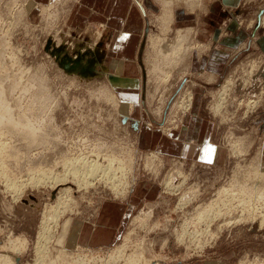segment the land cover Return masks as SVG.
<instances>
[{
  "label": "rangeland",
  "instance_id": "1",
  "mask_svg": "<svg viewBox=\"0 0 264 264\" xmlns=\"http://www.w3.org/2000/svg\"><path fill=\"white\" fill-rule=\"evenodd\" d=\"M73 1L55 8L51 0L37 11L35 0H0V264H264V0H242L238 9L219 0H165L160 12H149L138 72L129 73L138 77L141 112L120 101L133 91L119 92L130 81L109 77L101 26L74 30L65 22ZM49 4L55 9L47 13ZM202 5L198 27L174 20L175 6L191 12ZM183 35V52L164 63ZM77 46L87 78L63 69L50 51L74 54ZM196 54L205 55L202 65ZM188 93L190 110L199 94L198 115L212 127L215 162L137 140L141 121L159 134L179 130L190 113L175 108ZM84 159L105 171L79 186L69 172ZM56 177L66 179L56 186ZM64 190L66 201L57 203ZM122 199L132 202L131 213L108 246L71 247L68 232L58 241L71 217L92 219L103 200ZM42 223L51 240L41 256Z\"/></svg>",
  "mask_w": 264,
  "mask_h": 264
},
{
  "label": "crops",
  "instance_id": "2",
  "mask_svg": "<svg viewBox=\"0 0 264 264\" xmlns=\"http://www.w3.org/2000/svg\"><path fill=\"white\" fill-rule=\"evenodd\" d=\"M35 1L37 3L35 10L39 11L42 6L47 5L51 0ZM164 1L165 0H74L70 7L67 8L68 12L65 22L74 30L101 26L102 31L106 32L107 37L104 39V46L106 47V53L110 61L108 62L113 64L109 66L111 70L108 72L109 77L118 78L123 81L127 79V81H130V83H126L125 89L119 90V92L124 93L127 91V93H130L132 90L133 94L128 95L129 97L121 98L120 101L133 103L135 106L133 107L134 112H141L143 109L145 111L143 102L139 100L138 95L135 96L137 92H134L138 86L136 83L139 82L138 77L132 76L138 72L137 64H139L140 56V43L138 44V39L139 36H141L140 34L146 22L145 16L149 12H160L161 4ZM241 1L242 0H219L222 6L232 7L233 5V7L235 6L234 8L237 9ZM39 2L47 3L39 4ZM65 5L67 6V4ZM65 5H62V7ZM201 7L202 9H200ZM201 7L189 12L184 8H176L175 6L174 20H179L180 23L190 21L195 27H198L199 11L201 12L204 10V5ZM177 12L180 13V16L176 14ZM228 40H230V38H228ZM220 44L225 47L227 46V43ZM225 47L221 48L224 50ZM223 50L218 49V52H222ZM198 56L197 54L194 55L193 59L195 58V61L197 63L200 62V65H202L206 57L205 55H203V57L200 55L202 58L199 60ZM217 58L218 56L215 61L218 62L219 58ZM118 64L122 65L120 73L116 71ZM216 68L217 66L212 67L213 72H215ZM198 98L199 94L193 96V105L191 110H189L190 114H185V116L183 115L184 117L181 118V128L179 130L174 129L173 132L168 133V135L163 133L159 134L158 129L154 130L151 127L147 128L146 122L141 121L137 135L138 142L146 147H155L162 152L177 157L190 158L204 162L217 161V159H215L217 146L211 141L212 127L209 122L204 121L198 115L200 100ZM138 118H141V116L138 115ZM143 119H146V117H143ZM140 120L141 119H139V122ZM129 201H125L124 199L103 200L92 219L71 217L70 223L68 220L62 224V233L58 237V241L61 242L63 236L68 232L66 243L71 247L76 244L92 248L108 246L110 243L117 240L122 233L125 223L131 213L132 202Z\"/></svg>",
  "mask_w": 264,
  "mask_h": 264
},
{
  "label": "bare ground",
  "instance_id": "3",
  "mask_svg": "<svg viewBox=\"0 0 264 264\" xmlns=\"http://www.w3.org/2000/svg\"><path fill=\"white\" fill-rule=\"evenodd\" d=\"M56 1V0H55ZM62 1V3L63 4H66L69 0H61ZM196 1V0H195ZM59 2V0H57V2L56 3H54V7L56 8L57 6H56V4ZM198 2V1H197ZM32 4V3H31ZM50 5V4H49ZM165 7L163 8V11H164V14H166L167 15V17H168V19H169V22H171L172 20H173V12H172V10H171V7H172V3H171V1H168V2H165ZM49 8H43L42 10L43 11H46L47 13L48 12H50V10L52 11V7H53V5H50V6H48ZM53 7V8H54ZM54 8V9H55ZM55 11V10H54ZM57 12H58V10H56L55 11V15L57 14ZM51 15H50V13H49V17H50ZM53 19V18H52ZM169 26V25H168ZM168 29V28H167ZM164 32V31H163ZM166 32V31H165ZM187 33H189V32H187ZM179 34V33H178ZM178 36V35H177ZM184 37H181V36H179L180 38H178L177 40L178 41H176V42H178L177 43V45L174 47H170V48H168V50L170 49V52H171V54H169L168 55V53H167V57H165V55H164V57L166 58V60L165 61H163L164 63L167 61V59L168 58H170V57H174V56H178L181 52H183L182 51V46H184V42L186 41V38H185V35H183ZM188 36V35H187ZM163 41H164V39H163ZM159 42V41H158ZM162 42V41H161ZM59 42H57V44H58ZM60 44V43H59ZM164 44V43H163ZM159 45V44H158ZM58 46V45H57ZM161 46V45H160ZM74 47V46H73ZM78 47V46H77ZM164 47H168V46H164ZM163 47V48H164ZM54 48V47H53ZM79 49H77V50H74V54H72V52L73 51H71V49L69 48V47H63V48H61L60 49V51L58 52V57L57 58H55V56H54V58H55V60H56V62L58 63V64H60V61H63V60H65L66 58V55L67 56H69V60H73V61H75V60H80V59H82L83 58V55H84V53H83V50L82 49H80V47H78ZM161 48V47H160ZM75 49V48H74ZM165 49H167V48H165ZM164 49V50H165ZM161 51H162V49H160ZM55 52V51H54ZM160 52V51H159ZM158 52V53H159ZM166 52H167V50H166ZM169 52V51H168ZM169 52V53H170ZM71 53V54H70ZM78 53V54H77ZM161 54L163 53V52H160ZM87 54V53H86ZM187 54V53H186ZM77 55V56H76ZM163 55L161 56L162 58H163ZM171 59V58H170ZM84 60H86V59H84ZM163 60V59H162ZM85 62V61H84ZM80 64H81V62H80ZM94 64V63H93ZM89 65V64H88ZM91 65V64H90ZM4 66V65H3ZM154 66V65H153ZM156 66H158V63H157V65ZM5 67V66H4ZM63 68V67H62ZM77 68H79L80 69V66H77ZM74 69L73 71H72V73L74 72V73H76L75 75H79V77L80 76H82V77H86L87 78V75H89V74H87V75H84L83 74V72L81 71V69L80 70H78V69ZM154 68V67H153ZM64 69V68H63ZM2 70V69H1ZM93 70V69H92ZM155 70V69H154ZM66 71H69V70H66ZM84 71V70H83ZM161 71V70H160ZM73 73V74H74ZM87 73V72H86ZM77 75V76H78ZM90 78V77H89ZM1 85V84H0ZM12 86V85H11ZM2 88V87H1ZM11 88H13V87H11ZM125 88V87H124ZM3 89V88H2ZM2 89L0 90V98H1V96L4 94V93H2L3 91H2ZM187 95H191V93H188ZM4 97V96H3ZM3 97H2V100H3ZM5 98V97H4ZM187 98V99H186ZM111 100V99H110ZM112 100H113V98H112ZM192 100V95L189 97H185V98H183L182 99V101L180 102V103H178V106L175 108V110H180V111H182V114H183V112H185V111H189L190 110V108H189V105H190V101ZM1 101V100H0ZM4 102V101H3ZM114 102V101H113ZM2 104V103H1ZM186 105H188L187 107L188 108H186V109H182V108H184ZM6 108H7V106H6ZM9 110H11V109H9ZM8 110V111H9ZM8 114V113H7ZM9 114H10V112H9ZM8 114V115H9ZM183 116V115H182ZM10 119H12L11 117H9V119L8 120H10ZM21 119V118H20ZM5 120V119H4ZM4 120H0V122L2 123H0V125H3V123H4ZM10 121H12V120H10ZM10 121H9V123H10ZM11 124V123H10ZM20 124H22V123H20ZM5 125V124H4ZM3 125V126H4ZM13 125L15 126V125H17L16 124V122L14 121V123H13ZM24 125V124H23ZM13 126V127H14ZM31 126V125H30ZM21 127H22V125H21ZM17 128V127H16ZM15 128V129H16ZM25 128H26V126H25ZM28 128V127H27ZM26 128V129H27ZM22 129H24V126H23V128ZM26 129H24V131L26 130ZM29 129V132H30V129L31 128H28ZM34 129V128H33ZM33 129H31V130H33ZM23 131V130H22ZM23 131V132H24ZM37 131V130H36ZM26 132V131H25ZM28 132V131H27ZM32 132V131H31ZM35 131H33V133H34ZM33 133H31V134H33ZM40 133V132H39ZM30 134V135H31ZM37 134V133H36ZM35 134V135H36ZM28 135V134H27ZM38 135V134H37ZM33 136V135H32ZM34 138H37V137H34ZM109 164V163H108ZM72 167L73 166H71V173L69 172V174H71L70 176H73V177H76L77 176V178H74V180L77 182V184L79 185V186H81L82 184H87L88 182L90 183V179H94L95 180V178L96 177H98L99 175H95V172L98 170V171H100V170H102L103 169V166H102V168H100V165L97 163V162H94V160H91V161H88V160H83L82 162L80 161V163H79V165L77 166L78 167V169L79 170H81L82 172H79V170L78 169H76L75 167H73V169H72ZM69 169V168H68ZM121 169V168H120ZM104 171H105V167H104V169H103ZM112 171V170H111ZM122 171V170H121ZM123 172V171H122ZM94 173V174H93ZM93 174V175H92ZM112 174V173H111ZM58 176V175H57ZM80 176V177H79ZM62 177V176H61ZM65 177H67V176H65ZM64 177V178H65ZM104 177V176H103ZM64 178H61L63 181L66 179H64ZM121 178H123V177H121ZM54 179V178H53ZM173 179V178H172ZM62 180H60V177H59V179H58V177H56L53 181V183H56L57 185L56 186H58L59 185V183H60V181H62ZM117 180H119V179H117ZM175 180V179H174ZM174 180H172V181H174ZM70 181V180H69ZM105 182V181H104ZM62 183V182H61ZM113 184H112V187H113V189L115 190V191H117V189L116 188H118L115 184H114V182H112ZM171 183V182H170ZM170 183H166V185L167 184H170ZM174 184V183H173ZM54 185V184H53ZM55 186V185H54ZM124 187V186H123ZM174 187V186H173ZM170 188V187H169ZM169 188H168V190H169ZM173 188H171V190H172ZM67 193H68V190H64V191H62V192H60V196L58 197V199H57V203L61 200V199H63V198H61V197H63V195L65 196L64 197V200H65V198H66V195H67ZM232 194V193H231ZM70 195V194H69ZM68 195V196H69ZM194 197V196H193ZM236 199V198H235ZM70 200V199H69ZM66 201V200H65ZM59 206V205H58ZM64 208V207H63ZM57 209V208H56ZM56 211V210H55ZM203 211V210H202ZM217 213V212H216ZM56 214V213H55ZM202 214V213H201ZM56 216V215H55ZM53 217V215H52V220H51V222H54V223H56V221L58 220V218H59V216H56V217ZM47 220V219H46ZM49 220V219H48ZM46 221V222H49V221ZM45 222V223H46ZM53 223V224H54ZM55 225V224H54ZM48 226H46V224H44V223H42V230L39 232V234H38V243H37V247H36V252H37V254L38 255H43V253H44V250H45V245L51 240L50 239V237H48L49 236V232H47V228ZM48 229H49V227H48ZM49 231V230H48ZM123 249V247H120V248H118V250H117V255L118 254H120V253H122V250ZM41 258V257H40ZM59 258V257H58ZM111 258V257H110ZM60 259L63 261V262H65V261H69V259H70V257H68V256H66L65 254H60ZM59 260V259H58ZM83 261V260H82ZM70 262V261H69ZM79 262V261H78ZM78 262H77V264H78ZM59 264V263H58ZM62 264V263H61ZM80 264H84L83 262L81 263L80 262Z\"/></svg>",
  "mask_w": 264,
  "mask_h": 264
},
{
  "label": "water",
  "instance_id": "4",
  "mask_svg": "<svg viewBox=\"0 0 264 264\" xmlns=\"http://www.w3.org/2000/svg\"><path fill=\"white\" fill-rule=\"evenodd\" d=\"M61 48L55 49V52L53 50H50L52 55L55 56V58L58 57V52L60 51ZM66 59L63 61H60V66H62L65 70H74L77 68V66H82V64H80V60H69V56L66 55L65 57Z\"/></svg>",
  "mask_w": 264,
  "mask_h": 264
}]
</instances>
